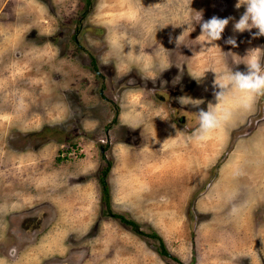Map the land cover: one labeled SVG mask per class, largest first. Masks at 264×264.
Wrapping results in <instances>:
<instances>
[{"label":"rangeland","instance_id":"rangeland-1","mask_svg":"<svg viewBox=\"0 0 264 264\" xmlns=\"http://www.w3.org/2000/svg\"><path fill=\"white\" fill-rule=\"evenodd\" d=\"M87 1L0 0V264H181L101 213L102 154L114 211L185 264H234L240 249L224 242H250V221L264 223L248 191L264 192V96L207 141L192 134L197 112L219 103L208 69L245 72L234 60L264 53V36L233 30L238 0ZM194 11L233 18L218 47L199 53L213 45L193 41L194 23L193 46L177 48ZM240 256L235 264H264L263 252Z\"/></svg>","mask_w":264,"mask_h":264},{"label":"clouds","instance_id":"clouds-1","mask_svg":"<svg viewBox=\"0 0 264 264\" xmlns=\"http://www.w3.org/2000/svg\"><path fill=\"white\" fill-rule=\"evenodd\" d=\"M241 6L245 7V12L241 15L239 20L234 23L233 30L242 33L246 30L250 31L252 28H256L258 29V32L255 35L264 36V0H238L236 8L239 9ZM194 12L196 15L190 16L189 21L185 23L188 25V28L175 41L177 48L182 45L189 47L193 46L185 41L186 39H189L190 33L194 31V28L192 27L194 23L200 24L201 35L193 41L200 45H204L205 43L213 45L208 48L202 47L199 53L206 49L218 47L214 45V42L221 39L226 26L229 24L230 19L233 18H219L213 16L212 18L203 21L202 14L196 11ZM190 28L192 29L191 31H189ZM226 43L233 47L238 46L236 39L234 38H229ZM193 51L195 52L194 47ZM199 53H196L194 57ZM234 62L237 65L243 63L246 65L247 70L245 72L239 70L234 71L232 68L218 70L214 66L208 69L215 73L213 86L218 90L215 91L214 95L219 103L215 106L209 103L206 111L200 109L197 112L198 127L192 134V139L197 142L207 141L214 131L220 129L225 123L231 121L234 108L243 111H250L253 108L255 99L264 96V53H262V49H250L247 55L241 58L240 61L237 62L234 60ZM165 70L167 69H164L163 71ZM190 75L198 82L203 77L193 74ZM229 98L234 102L231 105L228 104ZM178 99L182 105L191 104L196 107L199 106L197 103L199 100H193L186 96ZM237 211L238 209L235 207L232 209L233 214L237 213Z\"/></svg>","mask_w":264,"mask_h":264},{"label":"trees","instance_id":"trees-1","mask_svg":"<svg viewBox=\"0 0 264 264\" xmlns=\"http://www.w3.org/2000/svg\"><path fill=\"white\" fill-rule=\"evenodd\" d=\"M90 0L87 1V7H89V2ZM95 63V62H94ZM104 156V165L101 167L100 172H99V182L101 185V199H102V203L104 205V207L101 210L102 214L105 215H113L115 217H117L120 221H122L124 224L128 225L130 227V229L137 235L139 236H145L147 238H151L156 240V245H154L155 250L160 253L161 255H167V256H171L175 259H177L181 264H185L183 262V260H181L177 255L171 253L166 244L165 241L163 240V238L154 230L150 231V232H146L144 230L141 229L140 224L132 219L131 217H127L124 214L114 211L112 208V202H111V195H110V189H109V185L107 182V175L109 173L110 167L112 165V160L109 157H106L104 154H102Z\"/></svg>","mask_w":264,"mask_h":264},{"label":"crops","instance_id":"crops-1","mask_svg":"<svg viewBox=\"0 0 264 264\" xmlns=\"http://www.w3.org/2000/svg\"><path fill=\"white\" fill-rule=\"evenodd\" d=\"M172 159H174V160H176V163H179L180 161H184V159L182 158V159H180V158H171L170 160H169V162L172 160ZM112 160V159H111ZM157 160H159V159H157ZM263 161V160H262ZM168 162V163H169ZM167 163V164H168ZM154 165H160L159 164V162H154L153 163ZM167 164L165 165V166H167ZM228 163H226V164H224V166L225 165H227ZM238 164V163H237ZM112 165H113V161H112ZM112 165H111V167H110V170H109V173H108V175H107V182H108V176H109V174H110V171H111V168H112ZM264 165V161H263V163H261V166H263ZM223 166V167H224ZM163 171V170H162ZM161 170L159 171L160 172V174H161V172H162ZM261 174V173H260ZM258 181V180H257ZM108 185H109V182H108ZM109 187H110V185H109ZM110 189V188H109ZM260 190H262V189H259V190H256V189H251V190H248V191H250V193H253L252 195H253V197H255L254 199L252 198V200H255L256 202H254L255 204H257V203H261V202H264V192H258V191H260ZM110 195H111V190H110ZM112 202V201H111ZM250 203H251V201H250ZM256 224H257V222H255L254 224H253V221L251 222L250 221V227H251V229H250V233H251V231H252V235H253V237H254V239L253 240H251L250 242H249V240L248 239H240V242H241V245L238 243V241H236V242H234V243H229V242H227V241H225L224 242V246H223V249H225V251L226 252H229V253H233V251L232 250H235V249H240V253L241 254H239L238 252H237V254H236V259H235V263H237V262H239L238 261V259H239V257H241L240 255H247V256H250L251 258H252V261L253 260H255V258H256V255L257 256H259L260 255V253H262L263 252V254H264V238H258V235H257V230H260V234H263L262 236L264 237V223L262 224V226H259V227H257L256 228ZM240 245V248H236V247H238ZM234 247V248H233ZM233 256H235V255H233ZM234 261V260H233ZM234 263V264H235ZM230 264H232V263H230Z\"/></svg>","mask_w":264,"mask_h":264},{"label":"flooded vegetation","instance_id":"flooded-vegetation-1","mask_svg":"<svg viewBox=\"0 0 264 264\" xmlns=\"http://www.w3.org/2000/svg\"><path fill=\"white\" fill-rule=\"evenodd\" d=\"M29 218H30V220H31V224H35L36 223V221H37V215H31V216H29ZM22 219H25V217L23 216L22 217ZM19 225H21L22 223L20 222V223H18Z\"/></svg>","mask_w":264,"mask_h":264},{"label":"water","instance_id":"water-1","mask_svg":"<svg viewBox=\"0 0 264 264\" xmlns=\"http://www.w3.org/2000/svg\"><path fill=\"white\" fill-rule=\"evenodd\" d=\"M102 150V149H101Z\"/></svg>","mask_w":264,"mask_h":264}]
</instances>
